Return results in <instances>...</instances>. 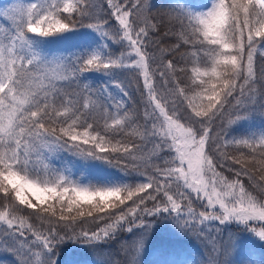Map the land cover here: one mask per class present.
Instances as JSON below:
<instances>
[{"label": "snow or ice", "instance_id": "obj_1", "mask_svg": "<svg viewBox=\"0 0 264 264\" xmlns=\"http://www.w3.org/2000/svg\"><path fill=\"white\" fill-rule=\"evenodd\" d=\"M0 19L13 264L68 243L90 264H264V0H8Z\"/></svg>", "mask_w": 264, "mask_h": 264}, {"label": "rangeland", "instance_id": "obj_2", "mask_svg": "<svg viewBox=\"0 0 264 264\" xmlns=\"http://www.w3.org/2000/svg\"><path fill=\"white\" fill-rule=\"evenodd\" d=\"M4 22H5V20L0 19V24H2ZM87 33H88L87 29L78 30V34L76 36L72 37L70 42L71 43L79 42L84 36L87 35ZM87 227H92V225H88ZM76 253L85 254V255L89 254L85 250V248L80 244L68 243V244L63 245L60 249L61 261H62L63 257H64L63 261H65V259H67V257H72ZM11 254L12 253L10 251H5L4 249L0 248V262H2V264H13V262L12 261L10 262L8 259L11 257ZM6 259H8V260H6ZM81 264H90V262H88L87 260H82Z\"/></svg>", "mask_w": 264, "mask_h": 264}, {"label": "trees", "instance_id": "obj_3", "mask_svg": "<svg viewBox=\"0 0 264 264\" xmlns=\"http://www.w3.org/2000/svg\"><path fill=\"white\" fill-rule=\"evenodd\" d=\"M7 2H8V0H0V5L7 4ZM169 42H171V41H169ZM122 79H124V78L122 77ZM130 91L133 93V100L139 101L140 97L138 94L135 93L134 87H130ZM139 107H140L139 103L133 104V109H138ZM74 170H77L78 172H80L78 169H74ZM113 171H115V170H113ZM74 255L72 257H67V259H65V261H63L64 260V257H63L61 264H81L82 260H87L88 262H90L91 260L98 258L95 254L85 255V254L76 253ZM10 258H8L10 262L11 261L13 262L15 259L13 254H11ZM8 259H6V260H8Z\"/></svg>", "mask_w": 264, "mask_h": 264}, {"label": "bare ground", "instance_id": "obj_4", "mask_svg": "<svg viewBox=\"0 0 264 264\" xmlns=\"http://www.w3.org/2000/svg\"><path fill=\"white\" fill-rule=\"evenodd\" d=\"M3 25H5V26H7V24H8V22L7 21H5L4 23H2ZM75 172H77V175H80L81 173L80 172H78L77 170H74ZM104 251V256H107L110 252H112V253H115V249L113 248V249H105V250H103Z\"/></svg>", "mask_w": 264, "mask_h": 264}]
</instances>
